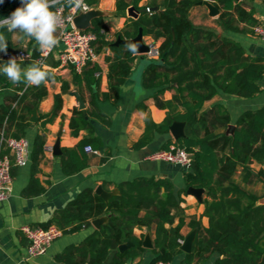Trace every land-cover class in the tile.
<instances>
[{"label":"trees","instance_id":"16d2710c","mask_svg":"<svg viewBox=\"0 0 264 264\" xmlns=\"http://www.w3.org/2000/svg\"><path fill=\"white\" fill-rule=\"evenodd\" d=\"M199 1L161 0L163 8L156 6V9L149 4L144 9L150 7L151 11L142 12L137 19H130L117 33V39H132L140 29L143 36L163 39L158 47V60L148 63L143 78L147 88L167 84L155 93V101L158 106L168 108V112L161 123H155L148 117L147 127L168 132L173 122H185V136L175 140L192 153L191 167L184 172V181L187 186L204 189L203 215L208 217L209 225L205 227L200 220H191L190 226L196 229L191 251L181 249L179 239L183 237L181 228L184 219L181 216L179 223L173 226L176 217L173 210L179 211L180 195L184 190L176 192L168 178L140 176L123 181L117 186V193L107 201L93 189L86 188L42 225L53 224L63 233H69L90 226L91 220L98 217L106 216V221L80 243L70 244L57 253L55 259L58 262L104 264L112 254L107 264H126L144 251L143 238L134 230L146 227L155 232L154 257L148 264L172 262L179 254H183L180 264H202L212 257L211 264H264V202H260L264 191L259 193L252 188L259 182L264 185V169L255 170L252 166L255 162L264 164V105L243 111L231 132L228 130L230 113L224 105L217 103L204 109V103L220 90L245 98L261 93L264 56L248 55L239 41L194 24L189 13ZM213 1L216 7L223 9L218 21L224 29L253 32L252 27L258 24V20L252 7L246 9V4L253 0ZM13 2L3 0L0 7L5 8ZM88 2L93 4L97 0ZM137 2H134L135 7H138ZM127 7L123 0H117V13H124ZM240 22L246 26L241 27ZM90 29L97 34L94 42L96 52L104 47L112 51L106 56L110 86L107 92L92 91L89 108H74L70 120L73 135L82 129L93 131L92 119L107 123V116L100 112L96 99L102 96L103 99L117 101L121 86L130 75L137 57L136 52L127 47L129 44L108 40L101 32V29L107 30L101 17L92 19ZM0 33L8 40V51L17 50L11 32L0 28ZM34 41L30 45L33 58H37L40 51ZM99 70L96 64L89 61L81 72L73 69V82L79 84L85 81L90 89L94 86L98 88L100 78L96 72ZM58 78L50 73L46 80ZM68 85V82L62 81L63 92L67 91ZM0 87L18 91L11 97L14 104H0V137L25 136L31 124L32 109L47 95V86L43 82L39 87L25 88L23 83L13 84L3 75ZM169 88L176 91L172 99L160 100L158 95ZM61 105L62 96L58 94L52 111L42 114V117L49 116L50 121L54 120ZM180 107L183 112L178 111ZM94 142L98 147V139L85 138L80 148L84 150L86 145ZM169 142L164 145L165 148ZM143 144L145 141L142 140L135 146ZM44 146L45 137L38 134L31 153L34 168L43 155ZM60 157L62 170L68 175L87 164L86 156L79 159L76 152L73 154L67 148L62 149ZM24 194H29V188L24 190ZM166 223L170 227L167 228ZM128 242L132 245L120 250V245Z\"/></svg>","mask_w":264,"mask_h":264},{"label":"crops","instance_id":"0c3cea01","mask_svg":"<svg viewBox=\"0 0 264 264\" xmlns=\"http://www.w3.org/2000/svg\"><path fill=\"white\" fill-rule=\"evenodd\" d=\"M123 1L130 7L135 6L136 0ZM209 1L214 4L213 0ZM137 4V9L139 7L143 9L149 4L163 8L160 5L161 0H138ZM18 6H20V0H14L11 5L5 8L0 7V19L8 17ZM251 7L258 24L264 26V2L262 0L250 1L246 4V9L250 10ZM222 11L223 9L219 7L218 14L211 15L206 5L197 2L191 8L189 16L194 24L212 29L239 41L245 48L246 54L264 56V39L259 38L253 32L244 33L224 29L218 21ZM117 12V0H97L91 4V12L88 15L85 14L86 16L83 15L86 17V29L90 28L94 17H101L107 28L106 37L108 40H117V33L133 18L128 15L127 9L122 14ZM239 25L241 27L246 26L242 22ZM57 34L58 30L55 34L56 38ZM11 35L17 50L26 49L31 51L33 55V48L30 45L33 39L23 38L22 34L16 32H11ZM143 40L145 44H153L159 47L163 39L155 40L152 36H143ZM34 42L36 43V41ZM60 48V45H55L46 59L48 61H45L43 65L50 73L59 78L44 82L48 93L35 106L38 121L29 119L31 124L26 129L25 136H22L29 139L32 153L35 137L38 134H43L45 137L43 155L36 168L33 166L31 153L28 165L13 167L12 192L6 200L0 201V264H64L58 262L55 255L66 246L80 243L91 234L96 229L92 223L93 220L88 227L75 232L63 233L52 242L46 253L32 257L28 256L29 240L23 233L22 227L25 225L43 226V223L50 220L58 210L64 208L69 201L86 188L95 191L98 186H101L106 192L112 194L116 192L117 186L121 182L133 180L140 176L168 178L173 183L176 192L184 190L180 195L182 201L179 211L173 210L176 213L173 226L179 223L182 216L184 219L181 228L182 239L185 242L187 238H192L193 242L196 229L190 226V221L200 220L203 226L209 225L208 217L203 215L205 209L204 191L200 196L188 192L190 186H187L184 181V172L188 169L186 170L179 164L149 158V155L154 151L165 148L164 145L167 142L170 141L168 144L170 145L176 140L170 129L168 132H160L147 127L148 117L155 123H161L167 116L168 108L158 106L155 101V93L167 84L147 88L144 85L143 75L148 64L142 66L140 54L136 53L137 57L133 62L132 71L121 86L117 101L103 99L102 96H98L96 99L100 112L107 116V123L92 119L93 131L82 129L77 135H73L70 120L74 108H89L92 91H109V64L106 61V56L112 54V51L110 48L104 47L100 52H97V56L92 62L100 69L98 71L100 75H97L98 72H96V76L100 78V84L98 88L94 86L90 89L85 81L79 84L73 82V67L61 64L58 59ZM3 53L0 52V65L8 61L3 58ZM149 58L158 60V58ZM17 62L22 69L30 63H36L34 58L17 60ZM63 80L69 84L66 92L62 91ZM261 83L263 91L252 98H245L220 90L212 99L204 103V109L211 108L217 103L224 105L230 113L231 121L228 130L231 132L237 118L243 111L264 105V79ZM175 92L174 88H169L158 96L160 100L168 101L172 99ZM16 93L18 91L14 88L0 87V104H14L11 97H14ZM58 94L62 96L61 109L54 120L50 121L49 116L42 117V114H49L52 111L55 97ZM82 104L83 107H81ZM178 111L183 112V108L180 107ZM44 122H46L45 125H42ZM85 138L99 140L98 147H95V142L91 144L97 152L88 153L85 149L80 148V144ZM57 139H59L61 151L63 148L70 149L73 154L76 152L80 157L79 159H82L83 155L86 156V166L76 173L65 174L62 170L60 155H54L53 149L51 151L45 149L46 146L53 148ZM142 140L145 141V144L136 147L135 144ZM252 166L255 170L264 169V164L255 162ZM27 188H29V194L25 195L24 190ZM260 202H264V197ZM165 226L168 228L170 224L166 223ZM134 231L136 235L143 238L145 249L126 264H148L154 257L155 232L146 227H137ZM144 243H149L151 246L144 245ZM111 257L112 254L104 264H107ZM182 258L183 254L177 255L171 264H180ZM213 259L214 257L202 264H211Z\"/></svg>","mask_w":264,"mask_h":264},{"label":"built area","instance_id":"2783aa9c","mask_svg":"<svg viewBox=\"0 0 264 264\" xmlns=\"http://www.w3.org/2000/svg\"><path fill=\"white\" fill-rule=\"evenodd\" d=\"M84 2L88 6V11H90L91 4L88 0H84ZM53 11L59 12L65 20L63 27L58 29L57 34L56 45H60L61 47L58 53V59L61 64L71 65L75 71L81 72L87 63L93 61L97 56L94 46L97 34L90 28H80L76 25V17L80 13L86 12L77 10L75 13H72L70 7H60L59 5L55 6ZM146 11L150 12L151 8L146 7ZM69 17H71L70 20L68 19ZM101 32L107 34L105 29H101ZM253 33L259 38L264 39V26L260 24L253 26ZM148 45H150V48L144 54L148 57L159 58L160 53L158 47L153 44ZM52 50L46 58L42 57V54L40 53L37 58H34L35 61L39 62L41 59H44L45 63V60L48 58ZM10 57H16L17 60L33 59L32 52L26 49L7 51V54L3 53V58L5 60H9ZM97 75H100V73L98 72ZM45 149L51 151L53 148L52 146H46ZM85 151L88 153L97 152V150L90 144L85 146ZM30 153L31 144L28 138H4L3 136L0 138V201L6 200L12 192L13 167H23L28 165L30 161ZM149 158L179 164L186 170L190 169L192 163V153L178 145L176 142L170 144L167 148H161L154 151L149 155ZM22 231L29 240V257L46 253L52 242L63 234V230L53 224L47 227L25 225L22 227ZM183 242V239H179L181 245ZM156 264H171V262L158 261Z\"/></svg>","mask_w":264,"mask_h":264},{"label":"clouds","instance_id":"9594fccd","mask_svg":"<svg viewBox=\"0 0 264 264\" xmlns=\"http://www.w3.org/2000/svg\"><path fill=\"white\" fill-rule=\"evenodd\" d=\"M3 0H0L2 3ZM68 6L72 13L77 10L87 12L88 6L84 0H20V6L11 12L10 16L0 19V28H7L8 32H16L23 38L34 39L38 45L42 57L46 58L49 52L57 44L56 32L62 28L65 20L55 6ZM69 20L71 17L68 18ZM133 53L136 45H127ZM8 40L0 33V52L7 54ZM44 59L30 63L21 68L16 57H10L6 63L0 65V75H5L13 84L23 83L25 88L29 86L39 87L49 78V71L43 67Z\"/></svg>","mask_w":264,"mask_h":264},{"label":"water","instance_id":"95a60500","mask_svg":"<svg viewBox=\"0 0 264 264\" xmlns=\"http://www.w3.org/2000/svg\"><path fill=\"white\" fill-rule=\"evenodd\" d=\"M236 1H240V0H236ZM199 3L206 5L210 10L211 15L218 14V8L211 1L201 0V1H199ZM156 8L157 7L155 6L153 9H156ZM145 11H146V9H144V8L143 9H137L135 6H130L127 8L128 15L133 17V18H138L139 15ZM90 12H91V10L86 12V13H80L76 17L75 23L78 27L86 28V17H85L86 15L85 14L88 15ZM83 15H85V16H83ZM116 43L134 44V45H136V51L135 52L138 54H144L150 48V45L144 43L142 29L139 30V33L136 37L129 39V40L118 38L116 40ZM2 76L3 75H0V79L2 78ZM81 107H83V104ZM30 120L31 121H38L37 108L36 107H34L32 109V116L30 117ZM45 123L46 122H44L42 125H45ZM184 127H185V122L175 121L172 123V125L170 126V131H171V133L175 139H178L180 137L185 136ZM59 143H60L59 139H57L56 143L53 146V154L54 155H60L62 152L60 149ZM117 191L118 190H116V192L110 194L109 192H106L101 186H98L95 190V192L97 194H99L102 198H104L105 201H107L112 195L116 194ZM203 191H204V189H202V188H196V187H192V186H190L188 188V192L191 194H194L196 196H200ZM105 221H106V216H102V217H98V218L93 219L92 223L94 224V226H96V228H99L101 226V224L104 223ZM191 239L192 238H187L186 241L181 245V249L183 251H185V252L191 251V248H192V240ZM130 245H132L131 242H128L126 244H122V245H120V250H124V249L128 248ZM144 245L151 246L149 243H144Z\"/></svg>","mask_w":264,"mask_h":264},{"label":"rangeland","instance_id":"374dc122","mask_svg":"<svg viewBox=\"0 0 264 264\" xmlns=\"http://www.w3.org/2000/svg\"><path fill=\"white\" fill-rule=\"evenodd\" d=\"M141 60H142V66L147 65L150 61L154 59H150L146 54H140ZM253 190H256L258 192H263L264 191V185L261 184L260 182L256 185H254Z\"/></svg>","mask_w":264,"mask_h":264}]
</instances>
